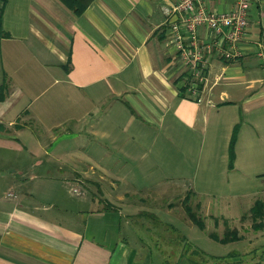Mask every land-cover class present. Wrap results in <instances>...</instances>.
Masks as SVG:
<instances>
[{
    "label": "crops",
    "instance_id": "obj_1",
    "mask_svg": "<svg viewBox=\"0 0 264 264\" xmlns=\"http://www.w3.org/2000/svg\"><path fill=\"white\" fill-rule=\"evenodd\" d=\"M177 1L90 0L78 14L65 0H0V264H233L188 257L200 249L185 241L163 249L134 240V220L146 225L163 197L173 195L164 208L188 194L215 221L205 242L222 237L227 220L243 238L222 244L244 241L235 251L251 259L244 264H264V228L252 212L264 203L263 169L240 171L238 142L230 166L236 129L255 150L264 139V0H253L242 56L214 58L196 89L170 35L177 17L164 11ZM207 4L224 11L233 1ZM197 35L202 44L211 33ZM182 128L203 129L209 144L194 155L195 185L179 192L174 179L193 158ZM170 137L181 139L177 148ZM255 179L243 196L211 190Z\"/></svg>",
    "mask_w": 264,
    "mask_h": 264
},
{
    "label": "rangeland",
    "instance_id": "obj_2",
    "mask_svg": "<svg viewBox=\"0 0 264 264\" xmlns=\"http://www.w3.org/2000/svg\"><path fill=\"white\" fill-rule=\"evenodd\" d=\"M179 130V129H178ZM181 134L184 137L183 146L186 150V161L189 159L190 155H192V160L189 165L186 166V171L184 175L180 178H175L173 184L174 190L176 191V188L179 190V192L186 191L189 189H192V187L195 185L194 181V175H198L199 173L196 172V166H194V155L196 158H200L203 156V154L206 152L209 139L207 136V133L201 129V132L199 134H193L189 129L182 128ZM176 134L177 132L175 130ZM181 143V139H173L170 137L169 139V147L171 149L177 148V145ZM240 144L239 145V152L237 154V159L239 163V169L242 172H246L250 167L253 169H263L262 172H264V139L260 141L259 148L260 150H255L253 146L251 145V141H248L246 139L239 141H236ZM235 144V146H236ZM222 145H224L223 140H219L217 143L218 148L222 149ZM257 145V144H256ZM217 160L220 159V156L215 157ZM220 168V165H218ZM239 171V172H240ZM216 176L218 181H223L225 178L227 179V175L222 177L221 169L216 171ZM258 180H250L246 186L242 187H233L231 189H228L225 187V185L221 182L217 183L216 189H211L212 192H215L216 194H221L222 196L228 195V198H235L238 196H243L242 194L244 192L255 190V188H258L259 182ZM173 195L168 196V198L163 197L160 203V208L156 207L154 209V212L157 216V218L160 219L161 222L157 221L155 222V218H150L149 221H144L146 225L142 224L143 220H138L137 222L134 220V226L136 227L135 233H134V239L137 243H140L141 241L146 242L148 245L152 246L153 248L155 246H161L163 249H168V247H171L172 240L177 238V235L179 234L180 237L184 236L186 238V242L189 243L194 247V249H200V251L205 252L208 256L210 254H216V255H231L235 251L241 252V246L244 245L243 242H237L232 244H222L220 242H217L216 239L211 238V240H208L209 242H205L204 239H206L203 235H205V232H202V230L194 224L189 217H187V214L185 212L184 206L180 202L178 197H174V204L168 205L170 203H167L166 207H162L165 202H171L170 198H172ZM207 198V197H205ZM220 198H217V200ZM192 201V199H191ZM181 203V204H180ZM192 204V203H191ZM148 205V203H146ZM145 205V206H146ZM155 205V204H154ZM195 207V206H194ZM171 208V209H170ZM173 208V209H172ZM196 209V208H195ZM201 216L204 218L206 227L207 224L211 228L214 226L215 221L214 219H211L207 217L205 214H201ZM138 217V216H137ZM218 220V219H217ZM222 221L218 220L217 223L220 224ZM237 220L232 219L230 221V225L233 227L234 223H236ZM166 229L167 232H163V229ZM164 229V230H165ZM204 231V230H203ZM166 233V234H165ZM204 233V234H202ZM219 233V232H218ZM220 234V233H219ZM222 235V234H220ZM141 240V241H140ZM247 243H245L246 245ZM184 246V243L182 244ZM176 246L179 247V244ZM185 248V247H184ZM183 251H188L184 249ZM259 253H262L261 249H257ZM188 257H196V254H190V252H187ZM212 256V255H210ZM189 259V258H188ZM233 264H244L248 262L249 258H246V256L241 255L238 258H232ZM168 264H173V261L169 259Z\"/></svg>",
    "mask_w": 264,
    "mask_h": 264
},
{
    "label": "built area",
    "instance_id": "obj_3",
    "mask_svg": "<svg viewBox=\"0 0 264 264\" xmlns=\"http://www.w3.org/2000/svg\"><path fill=\"white\" fill-rule=\"evenodd\" d=\"M232 1V8L224 11L211 9L207 0H178L164 7L168 15L177 17L171 22L170 35L195 75V89L205 82L203 68L214 58L236 60L243 54L242 42L250 25L253 0ZM199 27H205L211 33L202 44L197 40ZM182 29L189 31L190 35H184ZM186 39L190 40V44H184Z\"/></svg>",
    "mask_w": 264,
    "mask_h": 264
},
{
    "label": "trees",
    "instance_id": "obj_4",
    "mask_svg": "<svg viewBox=\"0 0 264 264\" xmlns=\"http://www.w3.org/2000/svg\"><path fill=\"white\" fill-rule=\"evenodd\" d=\"M70 6H72L75 9V12L80 14L82 13L86 6L89 4L90 0L88 1H84V0H65ZM237 135H238V129H236L234 131V135L233 138L231 140L230 143V166H233L234 160H235V144L237 141ZM183 206L184 209L187 213V216L189 217V219L196 224L201 230H205L206 229V223L204 218L201 216V213L196 210L192 204H191V195L188 194L186 195V197L184 198V202H183ZM253 212V216H254V228L255 229H263L264 228V203L261 201H257L252 209ZM153 218H155V222L160 221L159 218H157L156 215L153 214ZM219 220V219H218ZM216 220V222L218 221ZM224 224L226 225V230L224 232V235L221 237L217 232H213L210 233L209 235L216 239L217 241L221 242V243H228V242H233V241H239L242 240L243 236L240 235L238 233V231H236L235 229H232L229 224L228 221L225 220ZM174 241H185L186 242V238L184 236L182 237H178L177 238L170 241L171 243ZM195 254H197L198 256H201L202 259H204V257H206V254L203 251H194ZM240 256L239 253H232L231 255L226 256L227 259L232 260V258H238ZM226 257H211V258H215L218 261L219 260H224ZM217 264H221V262H218Z\"/></svg>",
    "mask_w": 264,
    "mask_h": 264
}]
</instances>
